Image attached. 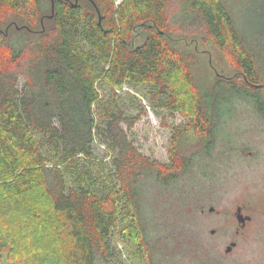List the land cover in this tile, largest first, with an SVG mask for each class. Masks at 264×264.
<instances>
[{
	"label": "trees",
	"instance_id": "1",
	"mask_svg": "<svg viewBox=\"0 0 264 264\" xmlns=\"http://www.w3.org/2000/svg\"><path fill=\"white\" fill-rule=\"evenodd\" d=\"M94 1L0 0V264H118L119 233L155 264L144 221L151 179L177 183L197 155L183 154L179 137L210 135L203 147L210 153L221 122L232 117L224 112L245 95L242 76L222 78L214 64L215 77L199 82L176 42L198 40L171 34L174 1L185 33L205 32L248 78L261 75L263 36L245 33L225 0ZM125 84L188 118L174 131L170 163L130 139L123 123L131 128L141 115L102 99L99 86L116 92ZM99 133L114 152L111 168L93 152Z\"/></svg>",
	"mask_w": 264,
	"mask_h": 264
},
{
	"label": "rangeland",
	"instance_id": "2",
	"mask_svg": "<svg viewBox=\"0 0 264 264\" xmlns=\"http://www.w3.org/2000/svg\"><path fill=\"white\" fill-rule=\"evenodd\" d=\"M113 1L120 3L122 0ZM225 3L245 33L263 36L259 43L263 45L260 49L264 54V0H225ZM180 9L177 1L171 4L170 11L176 22ZM13 19L16 20L13 17L8 22ZM176 22L171 21L176 31L171 33L174 37L198 40L191 44H186L184 39L176 42L183 52L189 53L194 63L193 72L201 84L214 78L217 69L226 76L237 74L239 68L205 32L185 33ZM14 25L17 26V22ZM47 25L42 23L41 26L46 28ZM6 27L5 23L3 29ZM144 35L145 32H141L136 40L141 42ZM262 62L259 79L264 83V57ZM19 85L20 88L25 85L23 77ZM99 88L102 99L111 102L113 97L116 98L118 108L125 115H141L131 128L123 123L135 145L152 159L170 163L174 131L176 127L185 126L188 118L178 113L172 116L170 112L155 107L147 95L148 89L142 86L125 84L116 92L107 85ZM260 92L264 95V88ZM228 111L224 112L227 113L224 118L232 117L221 122L220 134L210 153L203 151V143L193 131L182 134L178 139L181 152L187 156L197 153L193 166L170 187L155 184L154 179L149 183L144 201V221L154 246L155 264H264V225L251 227L237 246L226 251L234 233V224L227 220L225 212H230L237 202L246 199L247 182L256 183L258 170L264 168L262 154L261 160L250 162L242 153L246 146L259 148L264 153V117L256 111L253 103L243 100L238 101L237 108L229 105ZM97 119L104 126L106 118L103 112L97 113ZM93 152L102 165L112 167L114 152L101 133L93 142ZM201 205H206V208L213 205L224 213L203 215ZM116 244L118 264H145V257L139 254L134 241L119 233Z\"/></svg>",
	"mask_w": 264,
	"mask_h": 264
},
{
	"label": "flooded vegetation",
	"instance_id": "3",
	"mask_svg": "<svg viewBox=\"0 0 264 264\" xmlns=\"http://www.w3.org/2000/svg\"><path fill=\"white\" fill-rule=\"evenodd\" d=\"M222 73H218L222 78H228ZM237 74L242 76L244 85L245 95L243 96V102L253 103L256 108V111L264 117V103L261 105V99L264 101V95L261 94V89L264 88V83L260 82V77L257 81H253L248 78L247 74L243 71H238ZM251 90H259L258 94H250ZM220 134V132H219ZM217 135V137L219 136ZM199 142L203 143V146L212 145V137L210 135H197ZM216 143H214L215 148ZM243 156L250 162L258 161L262 159L264 153L260 152L259 148L246 146L242 149ZM262 154V156H261ZM264 165V164H263ZM262 165V166H263ZM261 166V167H262ZM256 183L247 182L246 189V199L237 202L235 207L230 212H225L227 220L231 221L234 224V233L229 245L233 247L238 245V242L241 237L248 235V232L251 227L256 224L264 225V168L258 170L256 177ZM203 215H210L217 213L219 215L223 214L224 211L216 210L215 206L211 205L209 208H206V205H201L200 209ZM215 232V229L212 230V233ZM233 249V248H232Z\"/></svg>",
	"mask_w": 264,
	"mask_h": 264
},
{
	"label": "water",
	"instance_id": "4",
	"mask_svg": "<svg viewBox=\"0 0 264 264\" xmlns=\"http://www.w3.org/2000/svg\"><path fill=\"white\" fill-rule=\"evenodd\" d=\"M217 73H219V72H217ZM232 248H233V245H229V246L227 247L226 251L229 252V251L232 250Z\"/></svg>",
	"mask_w": 264,
	"mask_h": 264
}]
</instances>
